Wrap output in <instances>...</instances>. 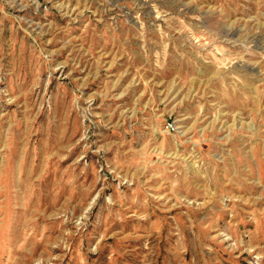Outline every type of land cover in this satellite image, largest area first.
I'll return each instance as SVG.
<instances>
[{
    "label": "rangeland",
    "instance_id": "374dc122",
    "mask_svg": "<svg viewBox=\"0 0 264 264\" xmlns=\"http://www.w3.org/2000/svg\"><path fill=\"white\" fill-rule=\"evenodd\" d=\"M0 264H264V0H0Z\"/></svg>",
    "mask_w": 264,
    "mask_h": 264
},
{
    "label": "built area",
    "instance_id": "2783aa9c",
    "mask_svg": "<svg viewBox=\"0 0 264 264\" xmlns=\"http://www.w3.org/2000/svg\"><path fill=\"white\" fill-rule=\"evenodd\" d=\"M169 129H170V130H173V124H170V125H169Z\"/></svg>",
    "mask_w": 264,
    "mask_h": 264
}]
</instances>
